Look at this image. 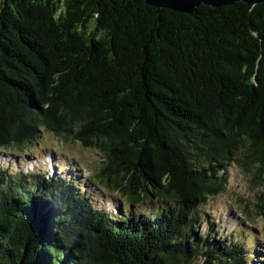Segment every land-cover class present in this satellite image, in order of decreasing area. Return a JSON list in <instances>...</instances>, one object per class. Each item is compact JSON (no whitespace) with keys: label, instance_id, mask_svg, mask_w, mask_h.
Returning a JSON list of instances; mask_svg holds the SVG:
<instances>
[{"label":"trees","instance_id":"obj_1","mask_svg":"<svg viewBox=\"0 0 264 264\" xmlns=\"http://www.w3.org/2000/svg\"><path fill=\"white\" fill-rule=\"evenodd\" d=\"M44 132L99 155L114 210L16 164ZM1 152L0 264H247L204 210L234 165L264 221V3L0 0Z\"/></svg>","mask_w":264,"mask_h":264},{"label":"rangeland","instance_id":"obj_2","mask_svg":"<svg viewBox=\"0 0 264 264\" xmlns=\"http://www.w3.org/2000/svg\"><path fill=\"white\" fill-rule=\"evenodd\" d=\"M16 154L11 157L18 166L28 170L38 168L48 171L47 175L60 173L64 177H71L73 181L80 184V189L87 195L95 197L96 203L101 206L104 198L108 209L114 210L119 205L118 202L121 203L117 194L106 188H99V184L92 180L93 171L99 166L101 158L91 148H84L76 142L61 143L50 133L44 132L41 142L33 146L31 152L27 155L20 152ZM3 156L7 159H3ZM7 156L1 152L0 161L8 160L14 167L15 161ZM224 174L225 194L209 201L204 210L205 214H210L212 224L219 228L214 236L223 237L222 239L227 242L234 236L233 241L243 244L247 264H264V221L257 216L253 207L256 199L254 191L257 189L253 191L248 175L234 165H230ZM246 205H249L248 212L244 211ZM197 227L198 231L204 234L208 229L207 221L204 218L201 219ZM202 262V259L198 260V264Z\"/></svg>","mask_w":264,"mask_h":264},{"label":"water","instance_id":"obj_3","mask_svg":"<svg viewBox=\"0 0 264 264\" xmlns=\"http://www.w3.org/2000/svg\"><path fill=\"white\" fill-rule=\"evenodd\" d=\"M146 4L156 8H167L173 11L191 13L201 4L220 7L233 4L236 1H243L253 6L264 3V0H143Z\"/></svg>","mask_w":264,"mask_h":264}]
</instances>
